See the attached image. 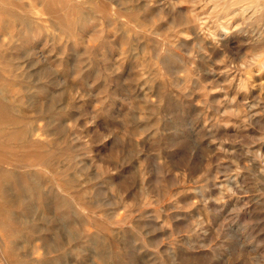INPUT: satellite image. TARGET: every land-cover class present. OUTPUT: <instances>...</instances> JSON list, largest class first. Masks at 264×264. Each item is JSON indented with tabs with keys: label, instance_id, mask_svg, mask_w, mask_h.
Here are the masks:
<instances>
[{
	"label": "rangeland",
	"instance_id": "rangeland-1",
	"mask_svg": "<svg viewBox=\"0 0 264 264\" xmlns=\"http://www.w3.org/2000/svg\"><path fill=\"white\" fill-rule=\"evenodd\" d=\"M0 1V264H264V0Z\"/></svg>",
	"mask_w": 264,
	"mask_h": 264
},
{
	"label": "bare ground",
	"instance_id": "bare-ground-1",
	"mask_svg": "<svg viewBox=\"0 0 264 264\" xmlns=\"http://www.w3.org/2000/svg\"><path fill=\"white\" fill-rule=\"evenodd\" d=\"M1 2V1H0ZM6 3V2H5ZM3 4V3H2ZM5 5V4H4ZM12 129V128H11ZM2 193H3V190H2ZM3 195V194H2ZM3 197H4V195H3ZM11 202H9V199H8V202L9 203H15L16 201H13V200H10ZM1 202H3V201H1ZM2 205H3V203H2ZM5 206V205H4ZM10 207V206H9ZM4 209H5V207H4ZM10 210V209H9ZM7 211V210H6ZM11 212V211H10ZM4 213V212H3ZM6 213V212H5ZM5 215V214H4ZM2 216V215H1ZM12 216V215H11ZM10 216V217H11ZM4 217H8V216H4ZM11 218H13V217H11ZM6 219V218H5ZM8 220H13V219H8ZM7 221V220H6ZM4 222V221H3ZM9 222V221H8ZM8 224V223H7ZM1 225H3L4 226V224H1ZM7 226H9V225H7ZM5 228V227H4ZM7 229V228H6ZM2 260V259H1Z\"/></svg>",
	"mask_w": 264,
	"mask_h": 264
}]
</instances>
